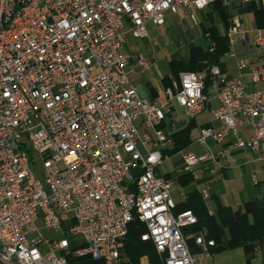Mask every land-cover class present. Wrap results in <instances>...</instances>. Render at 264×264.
<instances>
[{
    "label": "built area",
    "instance_id": "2783aa9c",
    "mask_svg": "<svg viewBox=\"0 0 264 264\" xmlns=\"http://www.w3.org/2000/svg\"><path fill=\"white\" fill-rule=\"evenodd\" d=\"M214 1L0 0V264H74L69 255L131 264L121 250L135 218L163 264H197L209 254L214 241L204 231L192 253L183 229L197 218L190 209L174 213L171 179L155 173L172 143L161 128L170 107L139 95L123 45L126 28L142 39L148 23ZM240 1L264 9V0ZM227 37L230 49L242 45L251 54L227 52L236 58L233 76L210 67L213 95L195 71H180L176 87L165 90L189 117L217 100L210 115L220 126L201 128L195 139L204 150L179 151L185 172L199 163L215 172L221 163L208 141L229 136L233 148L264 161V28L245 29L234 15ZM137 61L147 66L142 54ZM245 127L249 137L239 133ZM251 182L264 191V166L251 171ZM201 194L209 198V189Z\"/></svg>",
    "mask_w": 264,
    "mask_h": 264
},
{
    "label": "trees",
    "instance_id": "16d2710c",
    "mask_svg": "<svg viewBox=\"0 0 264 264\" xmlns=\"http://www.w3.org/2000/svg\"><path fill=\"white\" fill-rule=\"evenodd\" d=\"M246 5L253 13L255 27L264 28V9L256 3ZM210 8L208 13L210 24L203 29L208 48L193 46L189 51L187 63L183 60L170 61L171 75L175 78H178L180 71H195L204 75L205 93H209L208 90L211 85L210 67L216 64L220 66L222 71H226L224 55L230 50L227 28L232 17L223 4V0H215ZM214 14L223 21L224 32H220L214 24L212 20ZM164 83L165 85L170 84L168 76L164 77ZM163 125L162 123L161 126ZM192 127L193 124H190L174 133L173 145L170 150H165V152L175 153L186 147L191 141ZM192 180L193 176L189 172L178 176V181L182 185L188 184ZM209 200L214 204L212 212L209 211L207 199L203 198L200 191L194 189L187 193L184 202L176 204L174 208V213L190 209L197 218L195 224L183 229L192 253L196 254L200 250L195 243V235L204 231L206 238L214 241V245L208 248L210 254L242 248L245 264H251V260L258 255L264 264V195L245 201L235 209L224 205L215 196L211 195ZM146 230L145 224L138 218L129 224L121 257L129 260L131 264H140L142 258L146 259L147 264H163L162 256L156 251L153 242L141 239V234L145 233ZM68 260L74 264H105L102 260L94 259L91 256L69 255Z\"/></svg>",
    "mask_w": 264,
    "mask_h": 264
},
{
    "label": "crops",
    "instance_id": "0c3cea01",
    "mask_svg": "<svg viewBox=\"0 0 264 264\" xmlns=\"http://www.w3.org/2000/svg\"><path fill=\"white\" fill-rule=\"evenodd\" d=\"M223 4L226 7H228L229 4H232L235 8H237V10L241 11L240 14H238L239 16L240 15L249 16L250 14H252L253 16L252 11L247 7V5L243 4L240 0H223ZM210 10L211 8L209 6L201 10H193V9L187 8L185 11V14L182 16L178 14L167 13L164 24L162 25H155L153 23L147 24L148 34L145 38H142L141 41H138L139 38L134 37L127 28L124 31L125 42L123 45V51L131 57L130 65L128 69L129 71L128 76H129L130 82L132 83L133 86L136 87L139 95L143 97H147L152 102L170 107V112L168 114V117L163 122L164 125L161 126V128L164 131H168L171 134L170 136L171 139L173 138V134L176 133L178 130H181L185 128L186 126L193 124V127L191 129V141L189 142L188 145H186V147H183L182 149L189 148L196 152H202L204 150L202 146L195 143V139L198 136L201 128L205 126H209L211 124L215 125L216 127L220 126L219 122L211 120V115H210V108L215 107L217 105V100L215 98H212L209 104V108L205 109L209 111V119L207 121L198 122L196 119V116L189 117L186 114L185 109L180 107L175 102V100H169L165 93L166 88L176 87L178 78L173 77L171 73L167 75L158 74V76H155L152 72L147 71L149 68V62L153 61L155 56H154V53L151 52V50L148 48L146 44L149 41L154 42L156 44V42L153 41V37L155 35H157L158 33H164L175 26H179L181 29L180 32L184 33L187 36V39H188L187 43H188L189 51L193 46H200V45L195 44L194 42L195 36H194L193 29L199 26L203 33V29L205 27H208L210 24V20L208 19V13L210 12ZM191 14H194L197 17L199 21L198 24H195L192 21ZM252 20L250 19L247 20V26L244 27L245 29L256 28V27H252L251 23H250L251 25L249 24V22ZM253 24H254V21H253ZM248 25H250V27ZM141 46L145 48L144 50L146 51V54H147V58H148V60L146 59L147 66L141 65L137 61L138 55L142 54ZM167 54L169 55L171 60H182L178 51H173L171 53L167 52ZM188 55H189V52H188ZM188 55L186 59L183 60L186 63L188 60ZM226 72H227V68H226ZM165 76H168L170 79L169 85H165L164 83ZM208 92L210 93V95H213V91L210 86H209ZM203 111L201 113H203ZM239 133L244 137H249L251 135V129L248 127H245V128L240 129ZM232 140H233V137L229 136L223 143H220V144L209 141L208 144L211 147V149L214 152L218 153V159L221 163V166L218 169H216L215 172H211L209 170L208 163H199L195 165L192 168V171L189 172L193 176V180L189 182L188 184L182 185L178 181L179 175L183 173H187L182 168V157L179 163V168L176 169L175 171H167V172L161 173L158 170L159 165L156 167L155 173L157 175H166L168 178L171 179V182L175 180L177 184L179 185L178 193L179 195L182 196V198L179 199L178 201L174 200L176 204H180L184 202L187 198V193L190 192L191 190L196 189L202 192V190L205 188L209 189V198L211 195L215 196L221 203H223L224 205H228L234 209L240 206L245 201H248L254 198H260L257 196H253L254 193L255 194L257 193V190L254 191L252 194H250L249 192L247 194L248 197L245 198L244 195L246 194L242 190V186L239 185V182L236 176V175L240 176L239 172L238 174L235 173L236 175L233 177V173H230V169L234 171L238 168H244L245 165L252 166L251 167L252 169L255 166H257V168L264 166V161L259 159L261 154L254 153L246 149H235L233 148ZM172 145H173V141L169 146L163 148V152L166 155V158H164L163 162L167 158L175 154H180L179 153L180 150L175 153H169L168 151H167L168 153L165 152V150H170ZM221 151H224V155L220 153ZM233 159H235V161ZM229 182H231L232 184L228 185L227 183ZM171 186H172V183H171ZM171 186H170V189H171ZM227 186L230 187V190H233L231 194L227 192V189H228ZM263 195H264V191H263V194H261V197ZM209 198H207V205H208L209 211L212 212L214 209V204L211 200H209ZM258 258H261V257H258ZM252 260H251V264H252Z\"/></svg>",
    "mask_w": 264,
    "mask_h": 264
},
{
    "label": "rangeland",
    "instance_id": "374dc122",
    "mask_svg": "<svg viewBox=\"0 0 264 264\" xmlns=\"http://www.w3.org/2000/svg\"><path fill=\"white\" fill-rule=\"evenodd\" d=\"M228 13L230 16L238 15L240 14L241 11L237 10L232 4H229L227 7ZM240 18L242 19V25L243 27L247 26V20L253 19L252 14L249 16H242L240 15ZM213 22L216 25L217 29L220 32H224V24L223 21L219 18V16L215 15L213 16ZM252 24V27H255V24H253V20L249 22V24ZM250 24V25H251ZM250 25H248L250 27ZM181 29L179 26H175L168 31L164 33H158L153 37L154 42L149 41L146 45L148 48L151 50V52L154 53V59L153 61L149 62V68L147 71L152 72L155 76H158V74L162 75H167L171 73V68H170V60L171 58L169 57L168 53H171L173 51H178L179 55L181 56L182 60H185L188 52H189V47L187 43V36L180 32ZM194 36H195V44L202 46L204 49L208 48V43H207V38L206 36L202 33L201 28L197 26L195 29H193ZM142 39L139 38L138 41H141ZM142 49V54L147 58L146 51L144 50L141 46ZM232 52L236 53V58L241 59L244 57H247L250 53L249 47H244L242 45H236L233 46L230 49ZM166 51V53H165ZM185 56V57H184ZM236 58H231L228 56L226 53L224 55V62L226 64L227 72L226 74L228 75H236L238 73L237 71V63H236ZM178 109V108H177ZM180 110V109H179ZM180 112V111H179ZM196 119L198 122H203L207 121L209 119V111L205 110L203 113L198 114L196 116ZM167 137H170L171 134L168 131H164ZM210 141V140H209ZM208 141V142H209ZM213 147V146H212ZM181 161V154H175L169 158H167L162 164L159 165L158 170L161 173L167 172V171H175L176 169L179 168V163ZM252 166L250 165H245L244 168H238L236 170L230 169V173H233V177L236 175L235 173L240 174V176H237L239 185L242 186V190L245 192L246 195H244L245 198L248 197V193L252 194L254 191L257 190V193L253 196L261 197V194H263V186H255L251 182V168ZM33 170L34 167L32 166ZM257 168L255 166L253 169ZM244 169V170H243ZM252 169V170H253ZM196 170V169H195ZM236 171V172H235ZM259 176L262 178V174H259ZM228 185H231L232 183L229 182L227 183ZM226 185V184H225ZM227 192L230 194L233 192V190H230V187L227 186ZM178 188L179 185L177 182L174 180L172 182V186L170 189V194L171 197L175 200L178 201L179 199L182 198L181 195L178 193ZM247 200V199H245ZM38 225L42 226V222L38 221ZM43 232L48 235V236H56L55 233L48 231L43 228ZM260 257V255H258ZM257 256L253 258L252 264H263L261 261V258H258ZM141 262V260H140ZM197 264H245V255L244 251L242 248H236L233 250H228V251H223L220 253L216 254H208L203 257L197 256L196 259Z\"/></svg>",
    "mask_w": 264,
    "mask_h": 264
},
{
    "label": "bare ground",
    "instance_id": "6f19581e",
    "mask_svg": "<svg viewBox=\"0 0 264 264\" xmlns=\"http://www.w3.org/2000/svg\"><path fill=\"white\" fill-rule=\"evenodd\" d=\"M14 20H15V13H7L6 22H14Z\"/></svg>",
    "mask_w": 264,
    "mask_h": 264
}]
</instances>
